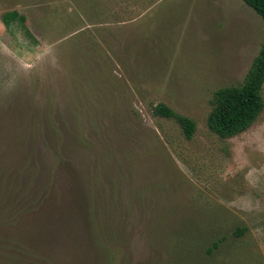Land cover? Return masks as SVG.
<instances>
[{
	"label": "rangeland",
	"instance_id": "obj_1",
	"mask_svg": "<svg viewBox=\"0 0 264 264\" xmlns=\"http://www.w3.org/2000/svg\"><path fill=\"white\" fill-rule=\"evenodd\" d=\"M263 37L242 0H0L1 186L20 170L48 191L7 234L54 264H152L148 242L188 227L226 237L214 264H264V83L249 128L207 125ZM158 103L195 122L190 139Z\"/></svg>",
	"mask_w": 264,
	"mask_h": 264
},
{
	"label": "trees",
	"instance_id": "obj_2",
	"mask_svg": "<svg viewBox=\"0 0 264 264\" xmlns=\"http://www.w3.org/2000/svg\"><path fill=\"white\" fill-rule=\"evenodd\" d=\"M242 1L260 15L264 22V0ZM12 19L18 20L14 12L5 14L2 18L3 24L8 26ZM263 83L264 37L244 80L240 84L221 87L214 91L212 108L207 117L209 129L222 138H228L249 128L263 108L261 94ZM152 111L155 115L174 119L187 139L193 136L196 125L191 118L175 112L164 103L154 105ZM1 177H6L8 183L3 187L1 186L3 181L0 182V195L7 197L8 200L0 202V264H54L51 257L39 254L27 240L18 235L7 234L8 227L14 226L24 215L35 212L43 205L48 195L47 186H34L33 180H24L21 177L20 170L3 173ZM162 228L163 225L158 224L157 235L163 234ZM173 229L174 227H169L166 230L172 235L175 234ZM241 232L242 229L238 231ZM180 235L183 239L175 242H171L170 239L151 241V244L148 242L153 251L148 253L153 256L152 264H214L213 255L226 238L224 235L216 239L207 238L204 232L198 229L194 231L188 227ZM91 240V244L98 252L102 251L103 254L109 252L106 236L99 232L96 225L91 226Z\"/></svg>",
	"mask_w": 264,
	"mask_h": 264
}]
</instances>
